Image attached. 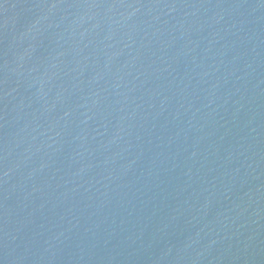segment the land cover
<instances>
[{
    "label": "water",
    "instance_id": "water-1",
    "mask_svg": "<svg viewBox=\"0 0 264 264\" xmlns=\"http://www.w3.org/2000/svg\"><path fill=\"white\" fill-rule=\"evenodd\" d=\"M0 264H264V0H0Z\"/></svg>",
    "mask_w": 264,
    "mask_h": 264
}]
</instances>
